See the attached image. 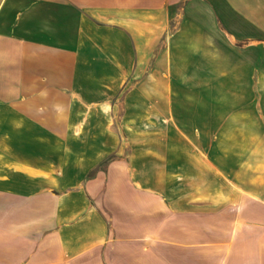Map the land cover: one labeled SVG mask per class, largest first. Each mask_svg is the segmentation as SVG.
I'll return each instance as SVG.
<instances>
[{
	"label": "crops",
	"instance_id": "obj_1",
	"mask_svg": "<svg viewBox=\"0 0 264 264\" xmlns=\"http://www.w3.org/2000/svg\"><path fill=\"white\" fill-rule=\"evenodd\" d=\"M0 264H264V0H0Z\"/></svg>",
	"mask_w": 264,
	"mask_h": 264
},
{
	"label": "rangeland",
	"instance_id": "obj_2",
	"mask_svg": "<svg viewBox=\"0 0 264 264\" xmlns=\"http://www.w3.org/2000/svg\"><path fill=\"white\" fill-rule=\"evenodd\" d=\"M219 97H220V100L223 101L226 99L227 96L224 93H220Z\"/></svg>",
	"mask_w": 264,
	"mask_h": 264
}]
</instances>
